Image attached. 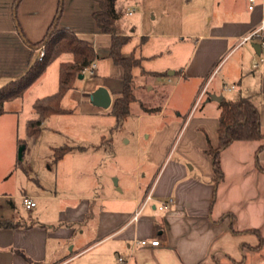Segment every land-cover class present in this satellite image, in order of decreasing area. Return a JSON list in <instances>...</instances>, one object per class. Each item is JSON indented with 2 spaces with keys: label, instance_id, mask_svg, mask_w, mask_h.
I'll return each mask as SVG.
<instances>
[{
  "label": "crops",
  "instance_id": "0c3cea01",
  "mask_svg": "<svg viewBox=\"0 0 264 264\" xmlns=\"http://www.w3.org/2000/svg\"><path fill=\"white\" fill-rule=\"evenodd\" d=\"M15 1L0 0V88L21 76L40 53L30 43L44 38L60 2V26L92 42L98 58L110 57L112 35L103 33L93 17L99 9L95 0H21L17 5ZM203 2L210 17L194 22L198 23L196 40L183 66L174 64L173 70H165L145 64L156 61L159 52L138 55V44L131 51L143 58L142 67L135 68L148 80L157 78L147 89L157 97L168 89L166 74L168 83L178 76L177 84L194 83L199 92L217 64L216 70L233 64L224 72L223 66L219 68L203 107L192 113L193 100L188 95V105L177 104L169 114L168 104L177 86L162 104L151 100L145 104L136 96L140 114L158 123L145 129L147 141L142 142V133L138 135L135 175L125 183L120 177L113 189L107 186L101 194L23 193L20 203L12 202L8 211L0 202V217L16 223L0 227V264H264V148L258 151L263 140L235 141L224 149L220 155L224 178L219 182L208 152L219 143L220 101L212 95L249 97L260 109L264 133L261 38L241 45L238 41L240 35L259 28L264 36V0H256L253 8L250 0ZM121 19L122 15L119 23ZM120 26L132 39L134 29L128 31L122 22ZM141 37L153 43L150 37ZM119 77L122 82L114 91L104 83L111 98L112 92L120 94L123 88V69ZM15 108L8 111L15 112ZM18 165L22 166V159ZM148 195L151 199L142 205ZM24 196L37 204L26 208ZM169 199L172 203L161 208V202ZM38 200L50 202L51 211L45 204L37 208ZM142 239H159L160 244H141Z\"/></svg>",
  "mask_w": 264,
  "mask_h": 264
},
{
  "label": "rangeland",
  "instance_id": "374dc122",
  "mask_svg": "<svg viewBox=\"0 0 264 264\" xmlns=\"http://www.w3.org/2000/svg\"><path fill=\"white\" fill-rule=\"evenodd\" d=\"M204 5L203 0H118L117 7L122 11L121 22L128 31L134 29V36L124 47V54L130 55L138 44V55L159 52L156 61L150 60L145 64H157L165 70L167 67L173 70L174 64L183 66L196 40L198 23L194 22H204L210 17ZM129 9H134V12L128 14ZM141 36L150 37L153 43L143 42ZM71 59L70 53L60 55L49 64L40 79L28 88L23 98L5 105L6 112L0 117V194L6 196L0 198V202L6 211L11 210L12 202L20 203L18 197L23 193L50 194L56 191L58 194H101L107 186L113 189L120 177L124 183L129 181L136 173L138 135L142 133V142L147 141L145 129L154 128L158 123L140 114V104L134 101L130 115L122 126L116 128L117 119L112 113V105L103 107L91 101V95L99 87L107 84L114 91L122 82L119 77L122 69L113 67L112 59L101 55L96 61L97 76L83 74L84 77L75 82V87L63 96L61 105L70 111L47 118L35 138L28 131L29 122L37 116L34 103L38 98L58 91L60 64ZM221 66V72H224L233 64ZM215 68L210 80L209 77L204 80L199 92H196L194 83L182 81L177 84L178 76L168 83V75H164V81L169 84L168 89L164 90L165 95L160 94L158 97L147 90L157 78L153 76L148 80L141 74L140 68H134V94L141 97L144 101L141 99L140 102L145 104L150 100L154 104H162L166 95L177 86L168 104L169 114L174 113L177 104L188 105V95L190 101L193 100L191 110L195 113L203 107L212 89L211 81L219 71V68ZM118 94L112 92L113 100ZM225 95L229 97L230 92ZM14 107H17V111H8ZM103 136L112 137V141L107 140L103 144ZM66 144L85 146L86 149L72 150L63 159L56 160L54 148ZM22 146L20 166L18 161ZM38 202L37 208L43 209L45 202ZM45 206L49 211L53 207L50 202Z\"/></svg>",
  "mask_w": 264,
  "mask_h": 264
},
{
  "label": "trees",
  "instance_id": "16d2710c",
  "mask_svg": "<svg viewBox=\"0 0 264 264\" xmlns=\"http://www.w3.org/2000/svg\"><path fill=\"white\" fill-rule=\"evenodd\" d=\"M20 1L16 0V5ZM95 1L98 3L99 9L93 12V17L103 33L112 35L109 56L114 64L123 69V88L112 103V113L116 116V128H118L123 125L130 115L131 104L136 100L133 69L142 67L143 58L136 57L134 53L125 55L123 52V48L130 42L131 36L124 34L125 32L120 26L119 20L122 11L117 8L118 0ZM62 9L63 5L60 2L57 14L44 38L37 43L29 42L34 50L44 45V55L40 57L38 54L21 76L10 80L0 88L1 115L6 112L5 104L23 98L27 89L44 74L50 63L64 53L73 55V60L64 61L60 65L58 91L52 95L38 98L34 103V111L37 116L29 122L28 131L35 138L40 134L43 122L47 118L53 114L70 111L61 105L63 96L68 90L75 87V82L83 74L82 69L90 66L98 59L97 50L92 42L79 37L70 29L60 26ZM219 106L221 109L219 116V143L216 147L210 146L208 149L213 158L216 182L224 178L220 155L230 144L241 140H263L258 151L264 148L260 109L249 97L240 96L235 99L223 97L219 102ZM107 140L112 141V137L104 136L103 144ZM85 148V146L76 147L67 144L59 146L54 148L55 159L60 160L72 150H84ZM15 225L14 221L0 217V227H14Z\"/></svg>",
  "mask_w": 264,
  "mask_h": 264
},
{
  "label": "built area",
  "instance_id": "2783aa9c",
  "mask_svg": "<svg viewBox=\"0 0 264 264\" xmlns=\"http://www.w3.org/2000/svg\"><path fill=\"white\" fill-rule=\"evenodd\" d=\"M251 2V5H250V8H253L254 7V4L256 2V0H250ZM134 12V9H130L129 10V13H133ZM264 26V21H263V24H262V27ZM261 29H257V30H254L248 34H242L239 36L238 38V41H239V45L249 41L250 39L256 37V36H259L261 38V46L262 48L264 49V36H262V34H260V31ZM39 55L40 57H42L45 53V46L42 45L40 48H39ZM260 62L264 61V57H260ZM259 62H255V66H258ZM82 73L85 75V74H89L91 76H94L96 74V64L93 62L90 66H87V67H84L82 69ZM151 199L150 195H148V197L141 203L142 205L146 204L149 200ZM23 202H24V205L26 208L30 209L32 207H34L37 203L36 201L30 197V196H24L23 197ZM172 203V199H169V200H164L161 202V205L160 207L161 208H167L169 206V204ZM141 206L140 208L137 209V211L135 212L134 214V219L137 218V216L139 215L140 211H141ZM139 242L141 244H147V243H150V244H153V245H159L160 244V240L159 239H153V240H139ZM119 260L122 262V263H125V260L124 258L120 257Z\"/></svg>",
  "mask_w": 264,
  "mask_h": 264
},
{
  "label": "water",
  "instance_id": "95a60500",
  "mask_svg": "<svg viewBox=\"0 0 264 264\" xmlns=\"http://www.w3.org/2000/svg\"><path fill=\"white\" fill-rule=\"evenodd\" d=\"M169 73H173V72L171 71ZM83 77H84L83 74L79 76V78H83ZM211 98L217 101H221L223 99V95H220V96L212 95ZM91 100L94 104L103 106V107H109L112 104V98H111L110 92L104 86L99 87L97 90L93 92V94L91 95ZM23 149H24V146H22L19 151L20 159H22V156H23Z\"/></svg>",
  "mask_w": 264,
  "mask_h": 264
}]
</instances>
